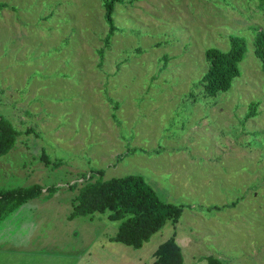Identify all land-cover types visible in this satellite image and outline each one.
I'll list each match as a JSON object with an SVG mask.
<instances>
[{
	"label": "rangeland",
	"instance_id": "obj_1",
	"mask_svg": "<svg viewBox=\"0 0 264 264\" xmlns=\"http://www.w3.org/2000/svg\"><path fill=\"white\" fill-rule=\"evenodd\" d=\"M1 2L0 114L19 134L0 157V188L57 189L0 219V264H151L170 237L184 264H264V74L253 53L264 2L117 0L107 46L102 0ZM231 35L244 39L240 74L207 95L204 50H227ZM98 170L141 175L183 206L178 221L133 248L111 240L119 221L106 214L69 218V185Z\"/></svg>",
	"mask_w": 264,
	"mask_h": 264
},
{
	"label": "trees",
	"instance_id": "obj_2",
	"mask_svg": "<svg viewBox=\"0 0 264 264\" xmlns=\"http://www.w3.org/2000/svg\"><path fill=\"white\" fill-rule=\"evenodd\" d=\"M117 0H102L104 8L103 19L108 26L104 36V46L110 43L113 32L119 30L113 17L114 2ZM264 2V0H261ZM0 3V7L3 6ZM229 47L221 50L217 47H207L204 50V58L207 61L206 71L199 79L204 92L207 95H216L227 91L235 77L239 76V62L244 57V39L240 36H228ZM103 56V48L98 50ZM253 53L261 62L264 74V30L257 29L253 36ZM167 55L161 60L164 62ZM101 62V59H100ZM163 64V65H164ZM257 110V103L250 102L247 108L246 118L253 116ZM27 128L26 131H29ZM19 132L11 121L0 114V157L5 155L14 146ZM40 157L49 163L45 151L42 149ZM99 171V170H98ZM95 180H86L76 188L69 185L70 190H75L70 197L71 211L69 218L75 216H90L96 213L106 214L107 219L119 221L116 232L111 240L139 248L149 240L152 234L157 232L166 221L175 224L181 213L179 204L162 200L155 189L139 174H125L123 176L102 179V172ZM57 189L54 185L43 187L38 183L29 186H17L13 188H0V219L26 201L37 198L41 194L50 196ZM48 194V195H47ZM174 236V235H173ZM151 264H184L182 253L174 237H170L160 243L154 250ZM206 264H224L220 258L208 256Z\"/></svg>",
	"mask_w": 264,
	"mask_h": 264
}]
</instances>
